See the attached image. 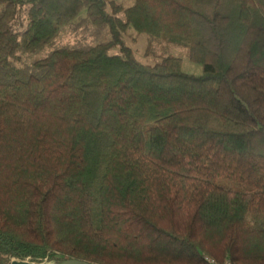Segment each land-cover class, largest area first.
Returning a JSON list of instances; mask_svg holds the SVG:
<instances>
[{
	"label": "trees",
	"instance_id": "obj_1",
	"mask_svg": "<svg viewBox=\"0 0 264 264\" xmlns=\"http://www.w3.org/2000/svg\"><path fill=\"white\" fill-rule=\"evenodd\" d=\"M206 256L264 264V0H0V264Z\"/></svg>",
	"mask_w": 264,
	"mask_h": 264
},
{
	"label": "rangeland",
	"instance_id": "obj_2",
	"mask_svg": "<svg viewBox=\"0 0 264 264\" xmlns=\"http://www.w3.org/2000/svg\"><path fill=\"white\" fill-rule=\"evenodd\" d=\"M21 28L23 29V27L21 26ZM145 46H146V36L142 35L138 42L134 45V48L137 52V55L140 59L142 60H148V58L145 57L144 55V50H145ZM174 53L179 54L182 56L183 60H182V69L185 72H189V73H193V74H201L203 72V66L202 64L190 59L185 51L182 48H174L173 49ZM41 264H52L51 262H44Z\"/></svg>",
	"mask_w": 264,
	"mask_h": 264
},
{
	"label": "water",
	"instance_id": "obj_3",
	"mask_svg": "<svg viewBox=\"0 0 264 264\" xmlns=\"http://www.w3.org/2000/svg\"><path fill=\"white\" fill-rule=\"evenodd\" d=\"M11 264H37L36 262L27 261V260H13ZM61 264H93L87 261H81V260H67L64 261Z\"/></svg>",
	"mask_w": 264,
	"mask_h": 264
},
{
	"label": "built area",
	"instance_id": "obj_4",
	"mask_svg": "<svg viewBox=\"0 0 264 264\" xmlns=\"http://www.w3.org/2000/svg\"><path fill=\"white\" fill-rule=\"evenodd\" d=\"M206 260L208 264H233L230 260H227L223 263H219L215 258L211 256H206Z\"/></svg>",
	"mask_w": 264,
	"mask_h": 264
}]
</instances>
